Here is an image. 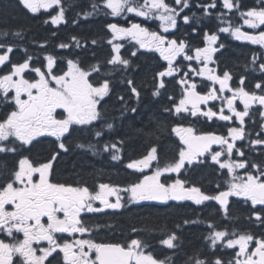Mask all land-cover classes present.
Instances as JSON below:
<instances>
[{
	"label": "snow or ice",
	"instance_id": "obj_1",
	"mask_svg": "<svg viewBox=\"0 0 264 264\" xmlns=\"http://www.w3.org/2000/svg\"><path fill=\"white\" fill-rule=\"evenodd\" d=\"M18 3L31 13H37L41 8L53 11L59 8L57 14L50 17L51 23L59 25L65 21V8L61 0H18ZM102 3L104 9L110 10L107 14L113 17L133 13L145 20H158L163 33L177 29L178 18L184 9L190 6L189 0H175V7L167 0H102ZM257 4L258 7L241 12L239 0H222V8L228 12L235 9L243 19V25L251 29L264 25V0H257ZM98 7V4H93V11ZM210 8H216V0L203 6L205 16L211 15ZM216 18L220 23L227 24L219 28V32H230L238 40L250 41L264 47V31H259L258 34L244 32L241 30L242 26L234 25L223 12L217 13ZM182 19L186 24L191 20L188 15H184ZM196 23L199 24V18ZM106 27L112 34V39L108 41L112 45V55L107 61L112 70L107 73L108 77L114 76L116 72L126 71L130 66L129 59L120 54L123 45L113 43L117 39L129 38L140 48L159 52L167 62V66L157 73L160 79L154 95H159L160 89L166 87L165 78L175 79L178 74L183 73L177 81L181 88V98L178 103L172 97L169 98L173 100L177 115L189 113L192 117H198L199 114L209 120L218 117L221 121H232L235 117L239 126L230 127L227 136H223L211 132L198 133L193 127L177 125L172 131L183 145L179 149L178 157L160 166L158 149L152 147L147 155L129 162L126 167L143 173L145 169L152 167L153 161L157 162V166L151 174L143 175L127 187L100 183L98 190H90L86 183L53 182L55 163L61 152L67 154L70 150L65 140L71 136L73 126L100 122L103 128L109 131L114 128V124L107 121L102 110V101L112 90V80L105 78L99 83L92 82V73H99L102 66L97 64L85 70L78 59H67V70L60 74H56V58L52 55L46 56V66L30 67V61L33 59L30 55L23 62L13 63L9 55L13 52V46L0 44V71L8 68V71L0 75V102L14 104L13 110L0 119V153L20 155L24 146L31 145L34 140L43 136L55 137L57 143L51 158L45 162L21 156L6 176L0 173L3 179V182H0V234H4L11 241L0 239V264H45V261L51 264L49 257L57 253V249L63 254L62 264H171L169 258L157 259L150 251H146L149 245L139 238H133L126 244L97 243L92 238V233L99 226H89L83 218L86 213H100L105 209L118 210L126 204L144 201L187 200L200 205L205 201L214 200L219 203L227 217L230 197H243L251 202L256 220L264 224V161L256 163L247 159L245 152L237 148L236 143L252 136L245 128V118L250 117V109L254 104L264 106V94L247 91L243 87L244 77L240 79V87L231 88V74L228 71H224L222 75L218 74L216 68L209 66L215 64L213 57L218 48L214 45L219 39L218 35L206 32L205 46L192 48L183 39H169L167 35L150 31L141 23H130L128 27L109 23ZM195 31L194 28L193 32ZM3 35L7 36L8 33ZM12 35L22 37V32L17 31ZM72 39L75 46L80 47L79 41L75 37ZM92 43L95 44L96 41ZM59 47L68 48L70 45L62 43ZM219 47L223 48L224 45L220 44ZM132 55L135 56L136 53L133 52ZM178 57L188 62L186 70L182 62L178 61ZM258 59L259 57L254 56L252 63L255 64ZM192 62L199 67H194ZM259 69L264 72V63L259 64ZM29 72L38 78L27 79ZM195 77L211 82L212 86L206 93L198 91L200 85ZM124 82L130 86L131 93L139 98L140 93L133 80L126 79ZM217 84L219 88L216 87ZM255 88L264 92V85L260 82L256 83ZM225 90L231 92V96H224ZM120 99L123 100V97ZM237 100L243 104L242 111L237 110L235 106ZM210 101L224 103L219 111H213L212 107L206 111L202 110L201 105H207ZM225 107L229 113L227 115ZM58 109L63 110L62 113H58ZM130 110L136 112L135 108ZM171 111L173 109H165V112ZM260 116L264 117V112H260ZM103 128L95 131V137H102ZM261 129L264 130V124H261ZM122 144L123 141H116L105 143L101 148L95 144H89L87 147L93 154L102 151L111 154L112 160H120L121 157L116 153L121 151L118 145ZM213 145L219 146L220 150L214 151ZM249 146H264L261 133H256L255 139H249ZM77 147L85 146L81 144ZM234 150L239 159H232ZM206 154L221 170L226 169L230 177L226 190L218 191L215 195L205 194L200 187L179 178L182 169L201 163V158L207 159ZM240 169L244 170V175H237ZM170 173L177 174V178L172 179L166 175ZM220 187L218 184L217 189ZM110 197H115L114 202ZM97 201L102 207H94ZM258 205L261 207L257 208ZM215 227L214 224H209L210 229ZM20 234L22 239L18 238ZM57 234H67L71 239H65L63 236L57 239ZM177 239L176 234L172 233L161 243L171 249L176 247L174 241ZM206 239L210 241L212 248H216L221 242H226L223 243L224 247L234 250L238 246L239 250L235 252L234 259L227 264H264V237L256 238L251 233L212 230ZM41 242H47V247H34V244L39 246ZM253 244L254 247H250ZM38 251L41 254L37 255ZM192 264L225 262L219 258L211 262L192 259Z\"/></svg>",
	"mask_w": 264,
	"mask_h": 264
},
{
	"label": "trees",
	"instance_id": "obj_2",
	"mask_svg": "<svg viewBox=\"0 0 264 264\" xmlns=\"http://www.w3.org/2000/svg\"><path fill=\"white\" fill-rule=\"evenodd\" d=\"M167 2L176 6L175 0H167ZM61 3L65 8V21L54 25L50 17L56 15L59 8L55 11L40 9L37 13H31L20 5L18 0H0V44L13 46V52L10 53L13 63L23 62L30 55L33 58L30 61L31 67L46 66V56L52 55L56 58V74H60L67 70V59H78L85 70L97 64L102 66L99 73H92V82L99 83L109 78L113 83L109 95L102 101V110L107 121L114 124V128L109 131L103 128L100 122H93V125L87 126H73L71 136L65 140L70 150L67 154L61 152L55 163L53 182L86 183L93 190H96L100 183L127 187L141 179L143 175L151 174L157 166V162L154 161L152 167L143 173L126 167L129 162L147 155L152 147L158 149L160 166L178 157L179 149L183 145L172 131L177 125H192L201 132L213 130L220 134L225 133L224 124L205 125L199 122L198 118H192L190 114L175 113L173 100L178 103L181 98V88L177 81L182 72L175 79L165 78L166 87L160 89L159 95L153 94L160 79L157 73L167 66V62L155 50L140 48L135 41L124 38L121 55L129 59L130 66L126 71L116 72L111 77L107 76L112 70V66L107 64L112 55V45L108 43L112 39V34L106 27L107 24L116 23L126 27L129 22H141L149 30L158 31V20H145L133 13L123 15L130 17L129 20L121 18L123 16L113 17L107 14L110 10L103 8L102 0H61ZM211 3L212 0H189V8H185L178 18L177 29L167 33L168 38L183 39L195 48L205 46L206 32L217 34L219 39L214 47L218 48V51L213 57L215 60L213 65L217 67V73L222 75L224 71H228L232 76L234 88L241 86L240 79L244 77L243 87L247 91H255L258 95L264 94L260 89L255 88L257 82L264 85V72L259 69V64L264 63V47L252 44L250 41L238 40L230 32H219V28L227 24L217 20V13H226L234 25H241L243 19L235 9L232 12L223 9L222 0H216V8H210L211 15L205 16L203 6ZM93 4L99 5L96 11L92 9ZM239 4L241 12L259 6L257 0H239ZM86 13L91 14L85 15ZM184 15L191 18L187 24L183 22ZM197 18L199 24L196 23ZM194 28L195 32H193ZM17 31L22 32V37L12 35ZM252 31L253 33L264 31V25ZM5 32L8 33L7 36L3 35ZM73 37L79 41L80 47L75 46ZM92 41L96 43L93 44ZM62 43L70 47L60 48L59 45ZM220 44L224 47L220 48ZM133 52L136 53L135 56L132 55ZM254 56L259 57L255 64L252 63ZM178 61L182 62L186 70L188 62L183 61L181 57H178ZM192 63L194 67H199L195 62ZM6 71L8 68H3L1 73L4 74ZM32 74L29 72L27 78L32 79ZM126 79L133 80L134 86L140 93L139 98L131 93L130 86L124 82ZM194 79L200 85L198 88L200 92L209 90L210 81L201 77ZM120 97H123V100ZM170 97L173 100H170ZM13 108L14 104L0 102V119H3ZM131 108H135L136 112H132ZM165 109H173V111L165 112ZM262 123L263 119L260 116H253L246 128L252 136L242 142L245 145L246 156L248 155V159L256 163L264 161V147H250L249 139L256 138L255 134L260 133ZM102 128V137H95V131ZM261 138H264V134ZM55 141L54 137H42L31 145L24 146L20 150V155L0 153V173L6 176L21 156H27L33 161L45 162L56 150ZM116 141H123L122 146L118 145L121 151L116 153L121 157L120 160H112L111 154L102 151L93 154L87 147L89 144H95L101 148L105 143ZM81 144L85 147H77ZM224 175L225 172L218 174L216 166L205 163L182 171L179 178L200 187L205 194L215 195L228 186L229 180L225 179ZM168 176L172 179L177 178V174ZM0 182H3L2 177ZM218 184L221 186L219 189H217ZM85 220L89 226H99L92 233V238L97 243L126 244L133 238H139L149 245L146 251H150L157 259L169 258L171 264H192V259L211 262L219 258L225 264L233 260L237 249L224 247L223 243L226 242L219 243L216 248L210 246V241L206 237L212 230L251 233L256 238L264 237V224L253 216L251 202L237 198L231 200L227 217L214 200L205 201L200 205L186 200L167 204L155 201L126 204L122 209L91 214ZM209 224H214L215 229H210ZM133 229L137 231L133 232ZM172 233H175L178 239L174 241L176 247L170 249L161 241ZM59 260L58 255L51 258L54 264H61Z\"/></svg>",
	"mask_w": 264,
	"mask_h": 264
},
{
	"label": "flooded vegetation",
	"instance_id": "obj_3",
	"mask_svg": "<svg viewBox=\"0 0 264 264\" xmlns=\"http://www.w3.org/2000/svg\"><path fill=\"white\" fill-rule=\"evenodd\" d=\"M158 32H160L161 34H163V35H167V33H163V31H162V29L159 27V30H158ZM159 53V52H158ZM160 54V53H159ZM216 69H217V67H216ZM230 83V87L231 88H234V86H233V81H232V79H231V81L229 82ZM219 94V93H218ZM223 95L224 96H231V92H229V91H226V92H224L223 93ZM224 102L223 101H210L207 105H201V108H202V110H204V111H206L209 107H212L213 108V111H219V108L222 106V104H223ZM235 106H236V108H237V110H240V111H242L243 110V104L239 101V100H237L236 102H235ZM259 110V111H258ZM260 112H264V106H260V105H258V104H254L253 106H252V108L250 109V117H246L245 118V128H247V123H248V121L250 120V119H252V117L253 116H255V115H257V116H260ZM225 114L227 115V114H229L228 113V110H227V108L225 107ZM192 117V116H191ZM192 118H198L199 119V122H203L205 125L206 124H212V125H220V123L221 124H224L225 126H226V130H225V133H221L222 135H224V136H227V134H228V129L230 128V127H238L239 126V122L237 121V120H235V117H233V120L232 121H221V120H219L218 119V117H213L211 120H209L207 117H204V116H200L199 114H198V117H192ZM260 118H262L263 119V123L262 124H264V117H261L260 116ZM186 127H193L192 125H187ZM194 128V127H193ZM196 129V128H195ZM197 130V129H196ZM197 132L198 133H209V132H211V133H215L213 130H209V131H204V132H201L200 130H197ZM260 133H261V135L262 134H264V130H260ZM255 136H256V134H255ZM38 139V138H37ZM39 139H41V138H39ZM242 142L243 141H237L236 143H237V148H240L241 150H243L244 152H245V145L244 144H242ZM255 147H264V146H255ZM213 150L214 151H219L220 149H219V146H213ZM246 155V154H245ZM206 156H207V154H206ZM248 156V155H247ZM246 156V157H247ZM232 159H239V157H238V155L236 154V152H235V150H234V153H233V157H232ZM247 159H248V157H247ZM201 163H199V164H193V165H190V166H187L186 167V169H190L192 166H195V165H203V164H205V163H209V164H211V165H214V166H216V169H217V172H218V174L219 173H221V172H225V175H224V178L225 179H227V180H230V177L227 175V170L225 169V170H221L220 168H219V165H216L214 162H212L211 161V157L210 156H207V159H204V158H201ZM154 163V162H153ZM186 169H182L181 170V172L183 171H185ZM173 174H175V173H170V174H168V175H173ZM237 175H244V170L243 169H240V170H238L237 171ZM90 190H93L92 188H90ZM97 190V189H96ZM236 198V197H235ZM238 198H242V197H238ZM110 200H112L113 202H114V200H115V197H110ZM141 203V202H140ZM94 207H97V208H100V207H102V205L100 204V202L99 201H97L96 203H95V205H94ZM108 211H114V210H112V209H105L103 212H100V213H106V212H108ZM93 215V214H99V213H86V214H83V218L85 219L86 217H88L89 215ZM78 235V234H77ZM61 236H63V238H65V239H71V237H68L67 236V234H57V239H60V237ZM18 238L19 239H22L23 237H22V234H20L19 236H18ZM0 239H5V241L6 242H11L8 238H6V236L4 235V234H0ZM103 243H115V242H103ZM34 247H38V248H42V247H47V242H41L40 243V245L39 246H37V245H35L34 244ZM57 253H59V249H57ZM57 253H54L53 254V256H55V255H57ZM39 254H41L39 251L37 252V255H39ZM62 253H59V258H60V262H61V264H62ZM52 256V257H53ZM52 257H49V261H51V258ZM14 259H16V258H14ZM45 264H48V261H45ZM51 264H54V263H52L51 262Z\"/></svg>",
	"mask_w": 264,
	"mask_h": 264
},
{
	"label": "rangeland",
	"instance_id": "obj_4",
	"mask_svg": "<svg viewBox=\"0 0 264 264\" xmlns=\"http://www.w3.org/2000/svg\"><path fill=\"white\" fill-rule=\"evenodd\" d=\"M41 9H44V8H41ZM127 14H128V13H127ZM128 15H129V14H128ZM142 18H143V17H142ZM240 26H242L241 30L244 31V32H249V33H251V34H258V33H253L252 29L249 28L247 25H243V23H241ZM210 67H213V66L210 65ZM26 78H27V76H26ZM36 78H38V77H36ZM27 79H29V78H27ZM126 198H127V197H126ZM236 248H237V250H238V246H237Z\"/></svg>",
	"mask_w": 264,
	"mask_h": 264
},
{
	"label": "water",
	"instance_id": "obj_5",
	"mask_svg": "<svg viewBox=\"0 0 264 264\" xmlns=\"http://www.w3.org/2000/svg\"><path fill=\"white\" fill-rule=\"evenodd\" d=\"M218 135V134H217Z\"/></svg>",
	"mask_w": 264,
	"mask_h": 264
}]
</instances>
